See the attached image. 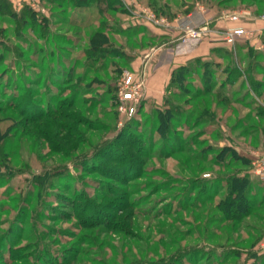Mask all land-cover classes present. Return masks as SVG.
Masks as SVG:
<instances>
[{
  "label": "rangeland",
  "instance_id": "374dc122",
  "mask_svg": "<svg viewBox=\"0 0 264 264\" xmlns=\"http://www.w3.org/2000/svg\"><path fill=\"white\" fill-rule=\"evenodd\" d=\"M118 1L123 8L103 17L118 56L99 62L85 55L96 25L80 27L69 0L54 7L41 0L39 12L10 0L0 10V264H264V178L253 165L264 154V26L256 24L264 0ZM151 3L166 5L168 15ZM193 4L242 13L244 41L263 52L252 55L262 83L252 89L236 72L225 86L236 102L226 109L203 89L226 82L229 62L223 53L202 59L186 80L191 100L171 97L181 107L162 137L156 110L163 99L148 95L143 63L181 31L143 14L176 26ZM33 11L40 25L23 24ZM239 44L232 49L244 69ZM126 72L144 79L132 115L120 110L118 96ZM207 105L217 124L198 116ZM235 172L254 183L252 212L227 222L217 206Z\"/></svg>",
  "mask_w": 264,
  "mask_h": 264
},
{
  "label": "trees",
  "instance_id": "16d2710c",
  "mask_svg": "<svg viewBox=\"0 0 264 264\" xmlns=\"http://www.w3.org/2000/svg\"><path fill=\"white\" fill-rule=\"evenodd\" d=\"M47 1L50 6L53 7L56 6H62L64 5L63 0H42ZM70 3H73L75 8L78 9V14L82 16L79 19V26L88 28L92 27L93 25H96L95 29L89 36V44L87 46V50L85 51V55L90 59L97 60L99 62L101 59L109 60V58L116 57L117 49L113 47V44L110 42V37L107 33V28L105 25L104 17V11L111 10L112 12H117L121 6L119 4L118 0H69ZM253 2L255 0H252ZM10 0H0V10H6L8 8ZM86 3V4H85ZM203 3V2H202ZM118 4V5H116ZM152 8H154L160 15H168L165 13V7L166 5H160L157 7L154 3H151ZM122 7V6H121ZM195 5H185V10L182 12L184 15H188ZM123 8V7H122ZM25 9L30 8L28 6L25 7ZM86 10H88L90 16H92L91 21H86L84 18L86 15ZM31 11V10H30ZM264 11V10H263ZM262 11V12H263ZM37 12V11H36ZM35 11L29 12L28 16H25L23 18L22 23L27 24L30 21L32 23H37V13ZM124 13H127L126 9H123ZM262 12L260 13V17L262 15ZM33 13V15H32ZM31 14V15H30ZM16 19L17 17L14 13H12ZM22 15V16H23ZM101 20V21H100ZM49 20L46 18H42L41 23L46 25ZM71 25H76L77 22L70 21ZM40 25V24H39ZM262 41L264 43V36L262 38ZM112 46V48L110 47ZM240 49L247 51V58L248 62L246 63L247 66L244 69H241L240 64L243 62H236V57H238V54L236 52H233L232 48H217L214 49L213 54H220L223 53L224 60L229 62L221 71V77L226 78V82H219L217 84H214V82H206L205 88L203 89L204 94H217L219 96L218 103L222 104L224 108L231 109L233 103L236 102V100H233L231 96L230 89H225L226 83H230L232 80L233 75L237 74L236 72H239L241 75V84L247 83L249 87L252 89H258L257 85L259 86L262 81H259L258 78H256V73H254L255 69L259 68V62L253 61V56L255 58H259L262 56L263 52L261 53L258 50H254L252 46L248 44V42L241 43ZM217 54V55H218ZM120 55V54H119ZM253 55V56H252ZM98 56V57H96ZM220 57V56H219ZM263 57V56H262ZM264 59V57H263ZM201 58H196L191 61H189L187 64L177 67L172 71L170 82L166 88L165 95L163 98V107L158 108L156 110V116L158 119V131L160 132V135L163 137L166 134V131L169 130V127H171L172 120L174 118V115H176L178 109H180V105L176 104L171 97H181L183 95L187 96V101L191 100L190 93L191 89L190 86L191 81H186L190 75H194L196 73V66L200 65ZM208 62L203 63L202 67L205 66ZM212 63V62H210ZM216 63V62H215ZM216 65V64H215ZM206 68V72L209 70V65ZM217 67H221L220 63H217ZM105 69V68H104ZM226 76V77H224ZM231 76V77H230ZM234 80V79H233ZM195 82V81H194ZM214 84V85H213ZM226 90V91H225ZM225 92V93H224ZM199 94V91H195L194 96L197 97ZM208 106V105H207ZM203 107L201 112L199 113V117L201 120H216L217 122L214 124H217L218 121H220V118H218V112L212 111L209 106ZM230 151V156L233 159H237L243 163V165H248L249 161L243 158V156L239 155L237 153V150L231 147H225L223 150ZM227 182V193L226 196H224L223 199H221L218 203V209L222 212L224 215L225 220L228 222H238L239 220L243 219L244 217L248 216L252 212V204L251 199L249 197L250 191L254 187V183L250 181L249 176H241L240 173H232L226 176L225 178ZM264 187V185H262Z\"/></svg>",
  "mask_w": 264,
  "mask_h": 264
},
{
  "label": "crops",
  "instance_id": "0c3cea01",
  "mask_svg": "<svg viewBox=\"0 0 264 264\" xmlns=\"http://www.w3.org/2000/svg\"><path fill=\"white\" fill-rule=\"evenodd\" d=\"M233 14H236V12L231 13L228 12V10H223L221 13H216L200 4H196L185 19L197 27L207 24L208 30L200 38L196 39L190 38L186 41H182L177 37V39L172 40L168 46L157 47L148 54L143 63L148 95L155 97L160 94L161 99H163L166 88L170 82L172 71L175 68L183 66L196 58L211 59L214 49L224 47L223 43L219 44V42L223 40L222 33L227 29L236 27L247 29L242 20L232 21L230 19ZM256 24L264 26L263 21H259ZM244 40V37L238 39L235 47L239 42L240 44L246 42Z\"/></svg>",
  "mask_w": 264,
  "mask_h": 264
},
{
  "label": "built area",
  "instance_id": "2783aa9c",
  "mask_svg": "<svg viewBox=\"0 0 264 264\" xmlns=\"http://www.w3.org/2000/svg\"><path fill=\"white\" fill-rule=\"evenodd\" d=\"M17 2L18 5H26L31 9L39 12L41 11V0H13ZM240 16L238 14H233L231 16L232 21L240 20ZM143 17L157 26L165 27V28H178L181 31V35L179 39L182 41H186L187 39H196L200 38L207 30L208 25H203L200 27L192 25L190 21H187L185 18L179 19L175 23H171L167 18H160L153 14L150 11L145 10ZM260 20L264 21V11L260 17ZM250 33L248 29L243 27H236L227 29L222 33V39L226 45L230 47H234L238 39L243 38L244 36H248ZM144 79H137L133 73H125L123 75L122 81L118 87V96L120 101V110L127 114L132 115L136 112V106L142 101L144 93H143ZM254 172L257 175H261L264 178V154L260 156L258 160H253Z\"/></svg>",
  "mask_w": 264,
  "mask_h": 264
}]
</instances>
